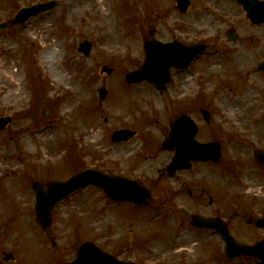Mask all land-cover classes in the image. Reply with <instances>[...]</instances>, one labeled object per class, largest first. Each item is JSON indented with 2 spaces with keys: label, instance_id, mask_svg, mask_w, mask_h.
I'll list each match as a JSON object with an SVG mask.
<instances>
[{
  "label": "rangeland",
  "instance_id": "1",
  "mask_svg": "<svg viewBox=\"0 0 264 264\" xmlns=\"http://www.w3.org/2000/svg\"><path fill=\"white\" fill-rule=\"evenodd\" d=\"M44 1L50 0H0V23L22 7ZM108 1L105 12L111 16L110 24L101 19L104 10L98 0H58L59 5L50 12L21 26L0 29V72L13 60L19 64L11 73L20 72L11 81H0V117H12L11 124L0 133V189L12 197L1 198L3 191L0 193V210L9 208H2V201L8 203L13 198L17 213L26 214L23 201L35 181L65 179L85 168L140 178L151 186L154 201L145 208L117 205L104 192L88 187L55 210L52 231L57 247L32 216L17 218L13 222L17 262L13 264L68 263L74 261L87 240L122 261L137 264H264L252 256L228 259L218 233L193 228L189 222L201 215L223 218L238 240H262L255 236L264 235V229L254 232L252 225L256 222L257 226L264 218V171L252 152L249 159L244 155L237 160L228 158L231 164L225 165L222 173L199 167L202 173L196 193L182 198L175 195L166 204L167 197L160 195L157 184L163 155L153 161L151 151L143 154V160L130 153H138L145 140L155 141L160 126L185 110L189 101L196 107L197 120L203 121L201 112L208 110L212 119L219 121L214 126L227 127L228 122L233 135L247 140L253 150L264 149V75L248 70L242 60L232 63L222 58L228 27L242 32L245 40L256 32L241 16L235 17L237 7L233 4L214 18L199 17L191 26V34L198 43L213 46V51L188 71H193L192 75L181 76L180 84L175 73L172 90L164 96L148 83L126 87L122 75L143 64L141 40L149 39V31L157 29V39H169L170 34L177 33L176 27L184 19L174 13L175 0ZM110 39L120 42L110 45ZM85 41L92 44L89 57L79 52ZM51 45L59 50L55 66H39L43 50ZM104 65L114 67L115 73L101 75ZM182 84L188 85L182 88ZM17 88L23 91L21 101L8 98ZM101 88L108 91L104 101L99 98ZM234 96L240 100L238 107L233 106ZM66 100L70 106H60ZM124 127L138 130L140 135L127 145H113V131ZM236 162L239 165H233ZM237 173L244 175L249 188H242L241 196L230 200L239 208L226 207L223 195L225 191L232 194L229 182ZM216 174L222 176L223 185L215 188L211 200L208 177L212 175L215 183ZM248 203L260 205L261 213L252 206V210L246 209ZM209 235L218 236L214 238L218 242L205 237ZM194 241L196 245L190 246ZM19 243L28 251L20 252ZM181 249L183 252L177 253ZM20 253L25 255L19 259Z\"/></svg>",
  "mask_w": 264,
  "mask_h": 264
},
{
  "label": "flooded vegetation",
  "instance_id": "2",
  "mask_svg": "<svg viewBox=\"0 0 264 264\" xmlns=\"http://www.w3.org/2000/svg\"><path fill=\"white\" fill-rule=\"evenodd\" d=\"M229 4H233L235 7H237V15H235V17L241 16L245 23H247L251 27V29L256 33H250L248 35V38L245 40L242 32H240L234 27H228L226 34L227 41L223 45L222 58L225 61L227 60L228 62L232 63H236L237 61L242 60L244 61L243 63L248 64V70L254 71L258 75H264V71H259V65L264 61V24L252 23V21L246 17V12L243 7L235 0H190V6L187 8V10H185V12L175 2V4L173 5L174 13H177L179 19L183 18L184 23L181 22L180 24L182 25L178 24V27H176L177 33L170 34L172 36L169 39L161 37V39L158 40L163 43L174 42L176 49L178 50L179 56L183 59V62L187 61L188 58L190 59V47L192 46L202 44L205 49V54L212 52L213 46H210L209 44L198 43L196 41V36L191 34V26L197 23L199 17L210 16L214 18L220 13H224ZM192 20H194V23L191 22ZM157 34H159V32L157 29H155L154 36L157 37ZM151 38V33L149 31V39L147 40L145 39V37H143L142 43L149 41ZM144 44L142 45L143 50L141 51V53L146 57L147 53ZM204 56L205 55H203V57ZM197 62L198 61L190 64L189 66H185L184 69L177 67L172 68L170 70L173 78L172 80L174 81L175 73H177L176 75L178 77V80L181 76L192 75L193 71H188L193 70ZM173 81L171 82V84H169L168 91L172 90L171 88L173 86ZM178 83L180 84V80L178 81ZM187 85L188 84H182L181 87L186 88ZM180 89H177V91L179 92ZM237 101L240 100L234 96V99L232 100L234 107H236L237 105H241V103H238ZM195 110L196 107L192 105V103H190L189 101V105L185 106V110H179L180 112L177 114V116L181 114H187L194 118V120H196ZM197 122V139L203 143L217 144V148H220V159L218 161L208 163L192 162L188 170L180 169L175 173L169 172L168 166L175 154V149L164 148V142L169 135L172 120L165 121L164 125L160 126L161 131L155 138V141L152 142V140H145V143L142 142L141 149L136 150L138 153H136L134 150L130 152L133 153V155L137 154L135 158H138L139 160H143V154L147 153L148 151L153 152L152 156L150 157V159L153 161L155 159H159L160 155H163V157L159 159L160 166L158 169L159 175L157 179V184L160 189V195H163V198L167 197L163 204L172 201L175 198V195L178 198H182L184 196H191L196 193L195 189L198 186V175L202 173V171L198 170L199 167L206 166L210 169V171H213V169H219V173H222V169L225 168V165L231 164L228 158L233 157L234 160H237L240 155H244L247 156V158L249 159L251 156L250 153L252 152V154H254V150L252 149L250 143H248L247 140L239 136L237 137L236 135H233L235 134V132L232 129V125L228 122L226 123L229 125L227 127L214 126L213 124L219 121L213 119L203 121L198 120ZM156 126H158V123L156 124ZM138 133L139 131L137 130L136 135H138ZM124 144L127 143H122L120 144V146H123ZM144 144L146 146H144ZM234 164L239 165V162L233 163V165ZM258 167L264 171V165H259ZM135 168L138 167L136 166ZM171 176L172 178H170ZM221 177L216 174L215 183H213L212 175H209L208 177L210 179L209 194L211 200H213L214 198L213 193L215 188H221V186L223 185ZM139 180L141 181L142 179ZM244 181H246L244 175L237 173V175L232 177L229 182V189L231 190L232 194L225 191L223 196L229 200H236L238 196H241L240 191L242 190V188H245L246 190L249 188V185L245 184ZM142 182L145 181L142 180ZM147 184L148 187L152 190L149 183ZM2 191L3 194H1V198H3V195H5V198L12 197L11 193H5V189H0V193ZM26 193L27 194L25 195V199L23 201V204L26 207V214H24V212L22 215L17 213V201L13 200V198L8 203H5L1 200L3 202V206L1 207L9 208L0 210V264H13L17 261L15 257L16 246L13 239V233L15 230L13 227V222L17 218L26 220L29 216H32V218L36 219L35 194L30 188L26 190ZM6 234L8 235L7 239H5ZM20 249L21 245L19 243V250Z\"/></svg>",
  "mask_w": 264,
  "mask_h": 264
},
{
  "label": "water",
  "instance_id": "3",
  "mask_svg": "<svg viewBox=\"0 0 264 264\" xmlns=\"http://www.w3.org/2000/svg\"><path fill=\"white\" fill-rule=\"evenodd\" d=\"M240 2L247 4L249 14L254 20L260 21L264 18V5L253 4L254 0H239ZM57 5L56 1L49 3H42L34 5L30 8H23L19 11L15 18L4 23L1 27H11L16 24L27 21L32 16L38 15L41 12L47 11ZM81 49L88 53L90 50L89 43H84ZM149 58L146 65L137 72H133L127 75L128 82L137 83L147 78L150 82L155 83L159 90L165 89V83L169 80L167 69L174 64L172 61L174 55L171 54L168 48L158 47V44H151L148 48ZM197 54L201 53L200 49H197ZM108 73L112 72L111 69H106ZM105 93L103 92V96ZM206 118H209L208 114L204 112ZM10 122V118L0 119V130ZM188 132H185V130ZM197 134V127L192 123L188 117H182L177 119L172 125V132L170 138L167 141L168 146H178L177 155L173 160L170 168L183 166V163L189 162L190 159L194 160H208L212 158L217 159V152L212 147L213 145H201L196 143L195 148L192 143L194 137ZM115 140L128 139L132 136V133L127 130L117 131L115 134ZM166 144V145H167ZM194 145V144H193ZM188 146V147H187ZM256 160L260 163H264V150L257 151L255 154ZM96 184L103 188L111 197L115 200L122 201H134L138 204H148L151 201L149 192L127 178L117 175H105L101 172L88 170L73 176L66 182H54L49 187V192L53 196L44 197L42 195L43 188L36 186L38 191V204H37V216L42 226L47 230L51 226V210L62 198L68 196L70 193L78 190L87 184ZM41 191V192H40ZM197 226L213 227L220 231L226 241L227 254L229 258H235L240 255H256L262 262H264V241L257 243L255 246H245L236 243L229 235L227 228L220 224L216 220H207L201 217L195 218L194 222ZM264 226V220L259 222ZM72 264H133V263H121L111 256L101 252L92 243H85L79 250L78 260Z\"/></svg>",
  "mask_w": 264,
  "mask_h": 264
},
{
  "label": "bare ground",
  "instance_id": "4",
  "mask_svg": "<svg viewBox=\"0 0 264 264\" xmlns=\"http://www.w3.org/2000/svg\"><path fill=\"white\" fill-rule=\"evenodd\" d=\"M98 3L100 6H102V8L104 10L103 12L100 13L101 19L104 21H107V23L110 24L111 23V16L105 12L107 9V5H108L109 1L108 0H98ZM118 42H120V41H118V39H110L109 40L110 45H117ZM43 47L46 48L47 45H44ZM133 49L136 50V46H134ZM58 53H59V50H58L57 45H51L47 49L43 50L42 56L39 60V66H48L49 68L54 67L55 66L54 61H55L56 55H58ZM17 64H19V63L13 60L11 65L7 66L3 71H1L0 72V81H3L4 78L7 79L8 81L13 80L15 78V75L20 73L19 71L15 72L13 74L11 73L12 67L16 66ZM57 78L60 80H63V77H60L58 75H57ZM18 88H20V86ZM12 92H14V91H12ZM10 97H14L16 99V100L14 99L15 101H21L22 97H23V91L21 89H18L15 93H10L8 98L10 99ZM64 106L69 107L70 101H67ZM182 236H184V238H187L189 240H193V237H191V236L187 237L184 234H182ZM205 237H207L210 240H214V241L218 242V240L214 239V238H218V237H215L212 235L205 236ZM190 244H191L190 246H193V244L196 245V242L194 241L193 243H190ZM184 249L178 250L177 253H182Z\"/></svg>",
  "mask_w": 264,
  "mask_h": 264
}]
</instances>
